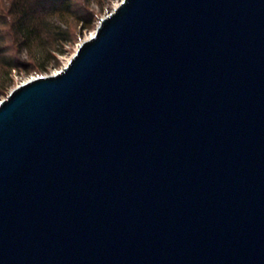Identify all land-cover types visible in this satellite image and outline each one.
Instances as JSON below:
<instances>
[{"label":"water","instance_id":"water-1","mask_svg":"<svg viewBox=\"0 0 264 264\" xmlns=\"http://www.w3.org/2000/svg\"><path fill=\"white\" fill-rule=\"evenodd\" d=\"M0 264H264V0H122L11 89Z\"/></svg>","mask_w":264,"mask_h":264},{"label":"trees","instance_id":"trees-1","mask_svg":"<svg viewBox=\"0 0 264 264\" xmlns=\"http://www.w3.org/2000/svg\"><path fill=\"white\" fill-rule=\"evenodd\" d=\"M1 1V0H0ZM100 0H4L0 2V92L13 70H46L72 40L71 23L90 26ZM102 6V3H100ZM26 52L31 61L22 58Z\"/></svg>","mask_w":264,"mask_h":264},{"label":"rangeland","instance_id":"rangeland-1","mask_svg":"<svg viewBox=\"0 0 264 264\" xmlns=\"http://www.w3.org/2000/svg\"><path fill=\"white\" fill-rule=\"evenodd\" d=\"M121 1L122 0H100L98 2H93L92 6L95 10V18L93 23L88 27H83L81 23H71L72 40L65 43V51L63 53H56L57 63L51 61L50 63H48L46 70H41L35 67H30L29 69L13 70L10 74V83L5 87L3 91L0 92V100L5 98L11 89L21 84L22 82H25L37 76L51 74L58 69H62L63 66H65L69 62L70 58L76 52L79 44L94 33L101 18L112 12ZM0 2L3 3L4 0H1ZM100 3H102V6ZM22 58L25 60L29 59L26 52L22 54ZM29 61L31 60L29 59Z\"/></svg>","mask_w":264,"mask_h":264},{"label":"bare ground","instance_id":"bare-ground-1","mask_svg":"<svg viewBox=\"0 0 264 264\" xmlns=\"http://www.w3.org/2000/svg\"><path fill=\"white\" fill-rule=\"evenodd\" d=\"M59 71H61V69H58L57 71H55V72H59Z\"/></svg>","mask_w":264,"mask_h":264}]
</instances>
